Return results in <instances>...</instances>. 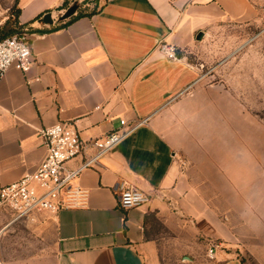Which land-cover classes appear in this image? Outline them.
<instances>
[{"label":"crops","instance_id":"obj_1","mask_svg":"<svg viewBox=\"0 0 264 264\" xmlns=\"http://www.w3.org/2000/svg\"><path fill=\"white\" fill-rule=\"evenodd\" d=\"M64 1L18 2L19 25L33 22L35 63L27 74L10 69L0 85V185L37 170L43 128L71 123L90 143L121 120L143 124L76 179L89 193L85 208L12 224L32 239L31 254L2 249L1 264H162L151 216L180 249L202 243L196 259L173 264H264V125L187 58L233 23L257 21L249 0H105L66 28L54 16L39 22L66 11ZM125 188L149 203L122 210Z\"/></svg>","mask_w":264,"mask_h":264},{"label":"built area","instance_id":"obj_2","mask_svg":"<svg viewBox=\"0 0 264 264\" xmlns=\"http://www.w3.org/2000/svg\"><path fill=\"white\" fill-rule=\"evenodd\" d=\"M160 51L169 60H178L177 49L160 45ZM34 54L29 33H19L0 40V85L10 69L27 74L32 68ZM143 123L128 125L121 120L117 129L104 139L87 143L83 141L75 126L62 122L40 130L46 149L44 160L34 173L27 174L18 181L0 185V211L10 215L9 225L21 221L34 222L39 213L57 215L61 211L85 208L89 193L75 185L79 175L98 165L124 140L134 135ZM89 149L94 150L89 154ZM82 157V164L70 169L68 164ZM148 194L135 188H125L118 198L122 210H130L149 203ZM214 249L209 250L212 259Z\"/></svg>","mask_w":264,"mask_h":264},{"label":"rangeland","instance_id":"obj_3","mask_svg":"<svg viewBox=\"0 0 264 264\" xmlns=\"http://www.w3.org/2000/svg\"><path fill=\"white\" fill-rule=\"evenodd\" d=\"M105 0H65L64 8L77 4L79 14L97 11ZM257 13V21L233 23L225 33L216 35L208 45L207 53L189 55L188 60L208 82L225 84L242 103L247 112L264 125V0H249ZM16 0H0V37L6 31L29 30L19 26L16 18ZM53 13L58 25L65 13ZM10 215L0 212V264L2 249L12 257L26 251L31 254V238L23 234L17 225L7 227ZM150 222V221H149ZM154 236L162 239V264H173L184 257L196 259L202 252V243L184 244L180 249L163 225L154 219L150 222ZM26 240H25V239ZM199 245V246H198ZM210 250V249H209ZM209 250L207 251L209 257Z\"/></svg>","mask_w":264,"mask_h":264},{"label":"trees","instance_id":"obj_4","mask_svg":"<svg viewBox=\"0 0 264 264\" xmlns=\"http://www.w3.org/2000/svg\"><path fill=\"white\" fill-rule=\"evenodd\" d=\"M18 2H19V0H16V11H15V16H16V18H17V20L19 19V16H20V14H21V11H20V9L18 8ZM99 10V9H98ZM97 10V11H98ZM78 11H79V9H78ZM78 11H77V13H76V15H74L73 17H71L70 19H68V20H65V21H62L61 22V24L62 23H64L63 25H61V27H63V28H66L69 24H71L74 20H76V19H79V18H82V17H91V16H93L94 14H96L97 13V11H94V12H91V13H89V14H79L78 13ZM41 17V16H40ZM40 17L38 18V19H40ZM38 19H36L35 21H37ZM34 21V22H35ZM33 22H31V23H28V24H26V25H24V26H21V25H19V26H21V27H29V30H26V31H21L20 33H30L31 31V28H30V24H32ZM16 34H19V33H16ZM15 33H14V31H6L5 33H4V35L2 36V37H0V40H3V39H5V38H8V37H12V36H14V35H16ZM151 219H154L155 221H157V219H155L154 218V216H151L150 218H149V221L151 222Z\"/></svg>","mask_w":264,"mask_h":264},{"label":"water","instance_id":"obj_5","mask_svg":"<svg viewBox=\"0 0 264 264\" xmlns=\"http://www.w3.org/2000/svg\"><path fill=\"white\" fill-rule=\"evenodd\" d=\"M79 9V6L77 4L71 6L68 8L65 13L59 18V21H65L76 15L77 11ZM40 23H43L45 25H53L54 24V19H53V14L51 12L46 13L43 15V17L39 20ZM204 37L203 33H199L197 36V40L201 41Z\"/></svg>","mask_w":264,"mask_h":264}]
</instances>
